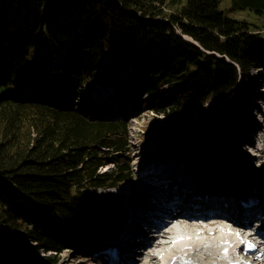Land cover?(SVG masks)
<instances>
[{
	"label": "trees",
	"instance_id": "trees-1",
	"mask_svg": "<svg viewBox=\"0 0 264 264\" xmlns=\"http://www.w3.org/2000/svg\"><path fill=\"white\" fill-rule=\"evenodd\" d=\"M222 1L0 0V264H57L60 236L104 206L100 189L135 175L128 160L103 170L130 150L129 124L91 117L85 87L111 84L125 103L151 93L159 114L197 111L189 154L242 130L236 94L264 69V38ZM231 2L264 13V0Z\"/></svg>",
	"mask_w": 264,
	"mask_h": 264
},
{
	"label": "rangeland",
	"instance_id": "rangeland-1",
	"mask_svg": "<svg viewBox=\"0 0 264 264\" xmlns=\"http://www.w3.org/2000/svg\"><path fill=\"white\" fill-rule=\"evenodd\" d=\"M220 10H222L226 16L245 21L249 26L257 30L260 35L264 38V13H257L254 10L247 7H234L231 0H223L220 3ZM186 38L191 39L189 36ZM246 84H249L250 90H245V87L240 86L239 91L236 94L237 100V111L236 116L238 119V125L244 133H248L242 137L236 139V142L244 140V145L238 147L240 144H235L233 141L234 137L239 135V132L232 129L229 126L228 133L224 138L219 137V132H215L214 136L209 143L203 144L198 152L189 154V150L185 149V141L188 140L187 131L193 121L198 119V112L195 111L189 117H176L173 115L159 114L153 107L157 105V100L149 94H143L140 98V104L133 102L125 103L122 97H115L113 100L110 98V91L100 83H94L84 88L83 93L87 94L91 101H84V108H93V112L90 116H95V111H105L112 107L116 100L120 101L121 110L117 111L118 116H124L129 124V138H130V150L128 152H117L114 155V162L104 168L103 170H109L115 167V163L124 162L128 160L130 165L134 168L137 174V166L141 164L159 166L160 169L171 168L181 166L183 168H193L197 160L201 155L204 158L206 151L213 150L221 160V164H229L225 158L231 159L230 155L234 152L237 154L252 155V159L249 161V166H243L247 169L245 171V182L244 184H257L264 183V69L254 68L250 71V77L246 79ZM81 95H83L81 93ZM98 99L97 101H95ZM118 106V104H116ZM127 105V106H126ZM113 115H116L115 113ZM122 116V117H123ZM112 117V116H111ZM248 127H251L250 131ZM242 131V132H243ZM247 136V137H246ZM247 138V139H245ZM248 140V141H246ZM159 141V142H158ZM234 142V143H233ZM161 143L160 147L157 148V144ZM159 146V144H158ZM175 146L174 148H172ZM251 146V147H250ZM262 148L260 151L258 148ZM250 148V149H249ZM204 152H201V151ZM250 153V154H249ZM243 157V159H244ZM239 165H244L241 162ZM170 160H175L169 162ZM194 160V161H193ZM200 159L199 164H202L204 160ZM188 162V163H187ZM163 163V164H162ZM177 163V164H176ZM162 164V165H161ZM176 164V165H174ZM198 164V165H199ZM193 165V166H192ZM242 167V169H243ZM233 170V169H232ZM235 177V176H233ZM254 179H259L258 182H253ZM142 182L139 173L134 176L129 182L117 188L100 189L102 194L101 198L106 199L103 207L98 208L95 214H91L87 218L86 224L78 231L76 237L71 236L65 238L64 235L60 236L63 240L65 239V249L60 254V260L57 264H63V260L75 258V261L65 264H97L95 260L91 259L95 256V251L92 250L91 245L95 240H91L96 235L103 234L101 231H97L98 228L106 227L112 220L122 214L124 208V201L128 202V192L126 191V198L123 199L125 188L137 189L141 188ZM134 186V187H132ZM122 190V191H121ZM140 191V190H139ZM125 192V191H124ZM125 196V195H124ZM120 198V199H119ZM204 219V218H201ZM204 221V220H202ZM193 228L189 229L192 230ZM25 235V233L23 234ZM21 235L17 238L18 246L25 249L22 243L24 236ZM56 237L59 233L56 231L54 234ZM90 240V241H89ZM245 255V254H243ZM201 264H222L218 256L214 253L205 254L203 251L199 254ZM253 258V259H252ZM238 259V254L233 258L234 263ZM254 263V257L243 259V264ZM175 264V263H174Z\"/></svg>",
	"mask_w": 264,
	"mask_h": 264
},
{
	"label": "bare ground",
	"instance_id": "bare-ground-1",
	"mask_svg": "<svg viewBox=\"0 0 264 264\" xmlns=\"http://www.w3.org/2000/svg\"><path fill=\"white\" fill-rule=\"evenodd\" d=\"M250 128L251 127H248V129ZM239 137L240 136H237L236 139ZM158 144L157 148L160 147L161 143ZM239 144L238 147L244 145V140L239 142ZM240 155L243 154H237L234 152L232 156L230 155L231 159L228 160V158H225L229 161V164L225 163V165H223L215 151L209 150L206 151L204 158H201L203 156L201 155L197 159L199 162L200 159L204 160L203 162L201 160L202 164L196 162V164H194L195 166L192 165L193 168H181L179 173L182 177L187 175V179L191 184H199L200 189L204 190V192L210 193L213 189H220L229 192L235 186L228 184L226 180L222 178L223 175L225 174L226 176L233 178L234 171L235 173H238V176L240 175V177L237 178V181L243 182L245 179L242 171H245L244 169H246L243 166H249V161L253 157L252 155H245V157L243 156V159ZM241 158L243 159L241 162L245 164L239 166L238 161H240ZM231 166H233V171L230 168ZM124 191L122 193H124L126 197L127 194L126 191ZM177 212H179V210ZM229 215L230 211L228 210L224 217L211 218L206 221H197L195 228L187 231L181 230L180 227H173L170 220H167L166 223L156 229V231L148 230L144 233L140 232L142 239H144L142 242L143 253L135 264H201L199 254L202 251L205 254L214 253L219 259H221L220 262L222 264H230V259H233L236 256L235 251L240 250L235 249L237 241H231L230 245L226 246L228 249H223L219 244V242L229 239V234L223 231L222 222V219L228 218ZM176 218H179V215ZM120 221L121 220H119V222ZM113 226L114 223L112 224L111 229ZM115 226L117 227L116 222ZM178 235L189 236V238H178ZM251 235L252 237H255L257 241L256 247L251 251V255L255 260L254 264H264V235H259L257 232H253ZM99 236L100 235H98V239H107L105 235H102L101 237ZM94 238L97 237H93V240ZM138 242L139 240H136L134 248L142 247ZM72 261H75V258L63 260V264L71 263ZM236 264L243 263L237 261Z\"/></svg>",
	"mask_w": 264,
	"mask_h": 264
},
{
	"label": "water",
	"instance_id": "water-1",
	"mask_svg": "<svg viewBox=\"0 0 264 264\" xmlns=\"http://www.w3.org/2000/svg\"><path fill=\"white\" fill-rule=\"evenodd\" d=\"M191 41H194L192 38L190 39ZM195 42V41H194ZM196 43V42H195Z\"/></svg>",
	"mask_w": 264,
	"mask_h": 264
}]
</instances>
